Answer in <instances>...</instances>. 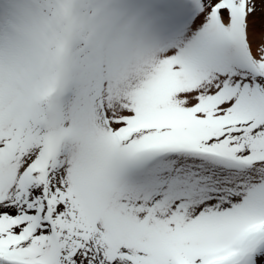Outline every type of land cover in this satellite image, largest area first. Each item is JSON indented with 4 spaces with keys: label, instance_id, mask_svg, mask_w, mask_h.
<instances>
[{
    "label": "snow or ice",
    "instance_id": "snow-or-ice-1",
    "mask_svg": "<svg viewBox=\"0 0 264 264\" xmlns=\"http://www.w3.org/2000/svg\"><path fill=\"white\" fill-rule=\"evenodd\" d=\"M0 264H264V0H0Z\"/></svg>",
    "mask_w": 264,
    "mask_h": 264
}]
</instances>
